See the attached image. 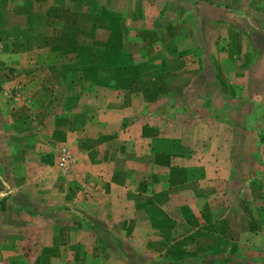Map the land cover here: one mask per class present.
Here are the masks:
<instances>
[{"label": "crops", "instance_id": "1", "mask_svg": "<svg viewBox=\"0 0 264 264\" xmlns=\"http://www.w3.org/2000/svg\"><path fill=\"white\" fill-rule=\"evenodd\" d=\"M260 172L264 0H0V264H240Z\"/></svg>", "mask_w": 264, "mask_h": 264}, {"label": "rangeland", "instance_id": "2", "mask_svg": "<svg viewBox=\"0 0 264 264\" xmlns=\"http://www.w3.org/2000/svg\"><path fill=\"white\" fill-rule=\"evenodd\" d=\"M264 172H260L259 175L256 174V176H259V186H261V181L264 180ZM244 177H246V175H244ZM258 179H255V181H257ZM250 178L247 177L245 178V180L242 181V185H243V192H241L240 188L238 189V194L235 195V193H230L225 201V203H227V205H231L234 204L235 205V199L236 201L238 200H242L241 202L243 203V207L245 208V210H248L251 214L252 217L255 215V217L257 218V213L254 214L253 210L256 211V209L259 207V205H262L263 203L261 202L263 197L262 196H254L256 191H254V194L252 193H245V191L247 190V187H245V185L249 182ZM260 189V188H259ZM241 192V193H240ZM261 200V201H260ZM223 203V202H222ZM237 207L231 206V209L227 210V217L228 216H232L236 213H238V210H236ZM228 209V207H227ZM254 218V217H253ZM259 218V217H258ZM232 223V222H231ZM230 223V224H231ZM245 223V221H243V224ZM262 225V223H261ZM230 226V225H229ZM234 228L229 227L228 231L230 230V234L233 231ZM257 230L250 232L252 234H255L256 236H244L243 238L246 237V239H244L243 241V245L246 247V249L243 250V260L240 262V264H264V226L260 227L259 225L256 228ZM245 230V228H244ZM229 234V235H230ZM258 248L256 251V249L254 248ZM263 256V258H261V255Z\"/></svg>", "mask_w": 264, "mask_h": 264}, {"label": "built area", "instance_id": "3", "mask_svg": "<svg viewBox=\"0 0 264 264\" xmlns=\"http://www.w3.org/2000/svg\"><path fill=\"white\" fill-rule=\"evenodd\" d=\"M57 163H58V168L62 172H67L72 164V162L69 160L68 155H66L65 153H62L60 155V157L57 160Z\"/></svg>", "mask_w": 264, "mask_h": 264}]
</instances>
